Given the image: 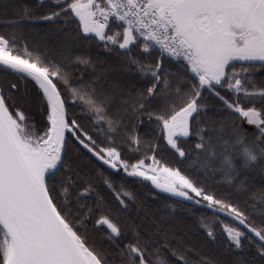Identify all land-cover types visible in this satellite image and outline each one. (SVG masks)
<instances>
[{"label": "snow or ice", "instance_id": "obj_1", "mask_svg": "<svg viewBox=\"0 0 264 264\" xmlns=\"http://www.w3.org/2000/svg\"><path fill=\"white\" fill-rule=\"evenodd\" d=\"M0 264H264V0H0Z\"/></svg>", "mask_w": 264, "mask_h": 264}, {"label": "water", "instance_id": "obj_2", "mask_svg": "<svg viewBox=\"0 0 264 264\" xmlns=\"http://www.w3.org/2000/svg\"><path fill=\"white\" fill-rule=\"evenodd\" d=\"M165 195H167V194H165Z\"/></svg>", "mask_w": 264, "mask_h": 264}]
</instances>
